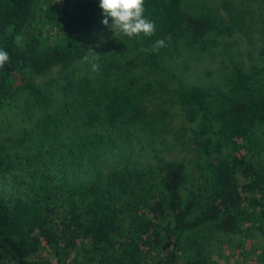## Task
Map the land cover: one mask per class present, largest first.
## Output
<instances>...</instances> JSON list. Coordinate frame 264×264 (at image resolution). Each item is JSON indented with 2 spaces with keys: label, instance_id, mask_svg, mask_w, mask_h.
Returning <instances> with one entry per match:
<instances>
[{
  "label": "trees",
  "instance_id": "1",
  "mask_svg": "<svg viewBox=\"0 0 264 264\" xmlns=\"http://www.w3.org/2000/svg\"><path fill=\"white\" fill-rule=\"evenodd\" d=\"M185 1L145 0L155 35L126 38L149 68L160 69L183 48L202 49L209 34L230 36L246 26L228 2L225 19L188 10ZM100 13L99 0H0V49L10 56L0 69V107L49 106L51 82L36 79L55 67L73 86L70 68L86 56ZM262 38L260 66L250 72L233 63L226 91L198 85L179 90L187 118L199 119L194 148L205 161L197 165L202 182L195 189L186 186L183 161L156 153L154 165L134 167L128 159L122 165L119 149L131 129L159 133L166 127L147 117L132 80L96 87L87 76L79 78L73 99L35 123L48 147L37 156L33 175L15 180L10 194L0 188V264H216L210 234L233 236L253 227L264 238V165L256 163L253 148L264 125V31ZM157 39L167 47L141 51ZM98 55L97 64L110 70ZM148 91L144 84L140 95ZM65 128L77 130L67 141ZM29 137L27 131L0 134V176L14 168L10 150ZM106 163L112 193L103 187ZM79 172L92 176L79 180ZM250 260L264 264V251Z\"/></svg>",
  "mask_w": 264,
  "mask_h": 264
},
{
  "label": "rangeland",
  "instance_id": "2",
  "mask_svg": "<svg viewBox=\"0 0 264 264\" xmlns=\"http://www.w3.org/2000/svg\"><path fill=\"white\" fill-rule=\"evenodd\" d=\"M230 3L234 10L240 12L246 21L242 31L230 36L209 34L201 40L206 46L193 51L183 48L182 54L168 59L160 69H152L143 64V57L138 48L121 34H113L102 24L103 15L99 14L97 23L89 33L86 42V56L73 63L70 76L73 86H67L61 76V69L53 68L36 80L50 81L51 103L47 107L38 105L25 106L22 102L5 103L0 107V134L19 136L26 131L30 133L27 142L10 150L14 159V168L0 176V188L4 194L13 192L15 180H28L33 175L36 158L45 153L48 143L40 139L35 123L45 114H53L59 108L71 101L75 95L76 82L82 76H87L94 86L99 87L103 81L110 84L121 83L123 79L134 82V92L138 93L140 101L145 105L149 119L160 118L166 127L159 133H153L138 128L131 129L128 140H122L119 149L122 165L130 160L134 167H146L156 163L155 154H160L165 160L183 161L188 175L187 188L195 189L202 182L200 169L205 161L203 155L195 151L196 134L199 119L193 121L187 118L186 108L179 101V90L187 85H198L209 89L212 93L226 91L227 80L232 64L239 62L246 71H253L260 66L259 48L264 31V0H186L188 10H204L228 18V12L223 6ZM111 23V20L109 21ZM91 50L98 55L100 51L107 63L111 64L106 71L99 67L93 72L91 65L96 59L88 53ZM123 82V81H122ZM144 84L149 91L140 95ZM77 130L64 129L61 137L67 141L76 135ZM253 148L255 161L264 165V125L260 126L254 139ZM103 166V187L108 193L116 190L110 181L109 165ZM92 176L79 172V180ZM239 176V181H241ZM250 232L237 235L210 234L209 251L216 264H252V254L264 251V238L260 231L251 227ZM222 247V257L218 256ZM227 258V259H225Z\"/></svg>",
  "mask_w": 264,
  "mask_h": 264
},
{
  "label": "clouds",
  "instance_id": "3",
  "mask_svg": "<svg viewBox=\"0 0 264 264\" xmlns=\"http://www.w3.org/2000/svg\"><path fill=\"white\" fill-rule=\"evenodd\" d=\"M99 8L103 15L102 24L109 28L113 34H121L130 39L155 35L157 26L155 22L145 16V0H99ZM15 40L20 44L22 37L17 35ZM165 47H167L165 40L157 39L150 48L145 47L141 51L158 52ZM88 53L93 59L99 56L91 50ZM9 60V53L0 49V69H3ZM99 67V64L95 62L91 65L93 72H98Z\"/></svg>",
  "mask_w": 264,
  "mask_h": 264
}]
</instances>
